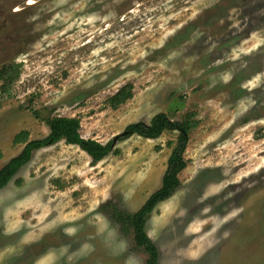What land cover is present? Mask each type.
Returning <instances> with one entry per match:
<instances>
[{
	"label": "rangeland",
	"instance_id": "374dc122",
	"mask_svg": "<svg viewBox=\"0 0 264 264\" xmlns=\"http://www.w3.org/2000/svg\"><path fill=\"white\" fill-rule=\"evenodd\" d=\"M9 66L0 169L24 148L18 133L43 139L54 116L107 144L132 123L195 112L180 187L146 224L159 264H264V0H0ZM128 83L134 97L110 108ZM177 137L116 141L120 154L96 165L64 141L35 151L0 190V264H147L112 215L161 187Z\"/></svg>",
	"mask_w": 264,
	"mask_h": 264
},
{
	"label": "trees",
	"instance_id": "16d2710c",
	"mask_svg": "<svg viewBox=\"0 0 264 264\" xmlns=\"http://www.w3.org/2000/svg\"><path fill=\"white\" fill-rule=\"evenodd\" d=\"M19 77L18 70L14 66L5 67L0 71V79L3 85L10 86ZM134 97V86L128 83L108 98L107 104L110 108L116 110L126 104ZM50 133L47 137L39 140H29V132L21 131L13 140L14 145H24L21 153L10 159L0 169V190L9 185L12 179L25 167L33 157L35 151L64 141L67 145L77 146L86 152L92 165H96L110 155H119L120 150L115 148L114 140L107 144H102L93 139H85L81 134V119L79 117L54 116L46 120ZM199 120L196 119V113H187L183 120L176 121L168 117L167 114L160 113L156 115L150 124L137 122L128 125L125 130L116 136L117 142H123L133 136H139L145 139H158L166 131L178 132L176 145L168 160L169 168L165 173L161 187L154 192L145 204L134 214L124 215L122 212L114 209L112 219L117 223L123 224V230L133 228L136 246L143 249L147 255V264H159V251L155 243L149 237L146 231L147 220L157 206L170 199L180 187L179 173L186 169L187 160L184 157L187 145L190 140V133L197 127ZM3 159V153L0 150V160ZM21 184L22 180H16Z\"/></svg>",
	"mask_w": 264,
	"mask_h": 264
},
{
	"label": "crops",
	"instance_id": "0c3cea01",
	"mask_svg": "<svg viewBox=\"0 0 264 264\" xmlns=\"http://www.w3.org/2000/svg\"><path fill=\"white\" fill-rule=\"evenodd\" d=\"M55 259H56V258H53V259L51 258V259L49 260L50 262L47 260V262H45V263H52Z\"/></svg>",
	"mask_w": 264,
	"mask_h": 264
},
{
	"label": "water",
	"instance_id": "95a60500",
	"mask_svg": "<svg viewBox=\"0 0 264 264\" xmlns=\"http://www.w3.org/2000/svg\"><path fill=\"white\" fill-rule=\"evenodd\" d=\"M114 142H116V137L114 138Z\"/></svg>",
	"mask_w": 264,
	"mask_h": 264
}]
</instances>
